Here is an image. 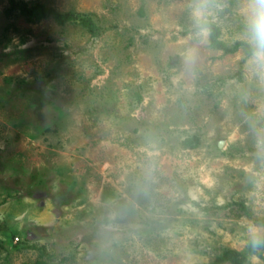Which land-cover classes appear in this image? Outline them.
<instances>
[{"label": "rangeland", "instance_id": "374dc122", "mask_svg": "<svg viewBox=\"0 0 264 264\" xmlns=\"http://www.w3.org/2000/svg\"><path fill=\"white\" fill-rule=\"evenodd\" d=\"M26 1L77 18L0 0V264H211L264 236V70L195 15L247 42L248 0Z\"/></svg>", "mask_w": 264, "mask_h": 264}, {"label": "trees", "instance_id": "16d2710c", "mask_svg": "<svg viewBox=\"0 0 264 264\" xmlns=\"http://www.w3.org/2000/svg\"><path fill=\"white\" fill-rule=\"evenodd\" d=\"M13 7L19 9L24 15L32 18H43L49 17L51 15L59 18L61 21H66L70 19L72 16L76 17V14L62 13L55 10L52 7H47L45 4L36 2L30 4L26 0H11ZM83 23L86 26H89L90 29L94 28V23L91 20H83ZM203 23L208 27L211 32L209 35V40L211 45L217 48L223 49L225 52H236L241 46L245 47L248 50V53L251 54L250 46L245 41H236L234 44H227L221 38V28L219 25L212 21H203ZM243 209L247 210V207L241 203ZM248 212V210H247ZM251 217L252 214L248 212ZM259 221L264 224V218H259ZM27 239V238H26ZM25 239V240H26ZM264 250V236L261 237L259 243L253 246L252 240H250L246 246V250L244 252L237 251L235 249H224L221 254L216 257V260L211 264H218L223 261H231L233 264H245L248 261L249 255L260 254Z\"/></svg>", "mask_w": 264, "mask_h": 264}, {"label": "clouds", "instance_id": "9594fccd", "mask_svg": "<svg viewBox=\"0 0 264 264\" xmlns=\"http://www.w3.org/2000/svg\"><path fill=\"white\" fill-rule=\"evenodd\" d=\"M199 28V36L204 39L206 36V25L203 17L206 11L198 8L195 12ZM245 33L247 42L251 49L250 63L258 70H264V0H248L244 13ZM249 232L252 237L253 246L259 243L261 236L255 226H250Z\"/></svg>", "mask_w": 264, "mask_h": 264}, {"label": "built area", "instance_id": "2783aa9c", "mask_svg": "<svg viewBox=\"0 0 264 264\" xmlns=\"http://www.w3.org/2000/svg\"><path fill=\"white\" fill-rule=\"evenodd\" d=\"M18 240V238H16Z\"/></svg>", "mask_w": 264, "mask_h": 264}]
</instances>
